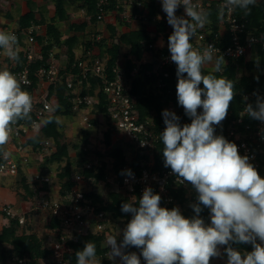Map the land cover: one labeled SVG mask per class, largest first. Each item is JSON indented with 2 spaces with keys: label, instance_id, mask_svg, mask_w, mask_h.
Instances as JSON below:
<instances>
[{
  "label": "built area",
  "instance_id": "2783aa9c",
  "mask_svg": "<svg viewBox=\"0 0 264 264\" xmlns=\"http://www.w3.org/2000/svg\"><path fill=\"white\" fill-rule=\"evenodd\" d=\"M110 1L100 0L98 22H105L109 17L119 15L121 20H117V23L140 24L141 26L137 29L147 31L151 37L157 35L155 29L158 28L161 16L167 22L161 0H156L160 13L155 16H151V0H117L116 10L108 11L106 7ZM193 3L206 11L211 6L210 2L204 0H193ZM234 12L226 10L225 19L220 23L217 31L212 28V22H210L203 29H199L192 40L196 48L202 49L209 44L213 45L223 55L226 65L236 63L242 57L247 61L256 55L258 58L256 48L264 50V32L259 34L248 32L246 24L240 22ZM176 14L177 16L185 15L183 5L178 8ZM118 26L119 23L117 28ZM168 27L166 34H171L173 28L169 24ZM40 29V25L35 23L27 28H20L0 20V31L14 32L17 36L19 52V61H12L0 49V70L8 69L16 74L18 79L22 80V88L33 97V109L30 113L32 120L19 121L13 126L11 139L4 146V152L10 155L5 159L2 154L0 179H17L21 182L22 172L27 176V169L35 165L34 160L38 156L43 157L47 150H55L52 139L41 140L38 148L29 143V140L41 137L44 126L40 125V121L58 111L57 92L61 85L66 88L73 111L81 115L83 123L88 127L93 126L91 113L95 106L100 104L98 93L105 95L108 102L107 113H97V123L104 122L107 124V129L100 130L99 146H103L107 130L113 128V145L120 144L121 141L120 145L125 150L124 164L116 168L112 159L113 166L105 162L107 167L103 171L102 162L97 161V147L93 143L96 139L90 135L88 142L81 143V150L87 152L88 156L85 164L73 172L72 179L75 185L71 190L63 194L60 189V192L56 194L49 187L47 190L42 189L37 192L39 186L50 185L53 179L52 172L42 175L39 169L31 174V187L36 190V194L35 203L32 202L31 205L29 203L28 209L24 204L19 206L14 200L0 201V235L13 223L17 225L18 231L23 233L31 222V212L38 211L46 214L48 222L57 221L60 227L50 230L57 239L46 246L51 251V255L39 259L36 264H71L67 255L73 252L72 245L77 243L81 236L89 233H104L106 237L111 235L109 227L112 215L109 211L101 210L93 199L88 197L96 192L92 189L96 175H104L107 182L114 185L115 189L111 192L121 193L130 200L132 197H136V200L140 199L145 188L151 187L155 194L161 196L160 206L168 209L181 208L176 198L181 188L186 191V198L189 199L190 205L197 202V193L189 182L179 183L170 167L164 166V157L160 150L162 143L160 134L166 127L163 116L161 124L157 123L154 116L143 118L138 109L137 97L132 94V85L136 79L151 80L155 88L159 90L165 88V80L170 77V69L177 68L171 62L168 42L164 39V34L160 33L157 40L145 43L146 52L142 60L137 62V67L129 74L125 69L126 64H122L119 59V63L112 69L113 77L110 78L107 67L110 56L108 54H104L103 57L94 56L89 50L86 56L72 65L57 63L50 53L44 64L32 71V67L43 60V46L37 40ZM111 38V34L108 37L100 33L95 40L111 48L113 44L120 42V39L114 42ZM204 69L211 70L212 65H205ZM242 71L247 72L245 69ZM32 75L36 81L32 79ZM91 78L100 80L103 86L97 89L95 95H83L84 86L91 87ZM256 93L264 97V90ZM243 99L244 106L237 115L230 110L221 125L215 126L216 134L223 135L228 141L235 143L239 154L247 155L249 162L254 165L261 178H264V123L242 115L247 103L255 105L256 96L253 93H247L243 95ZM51 109H55V112ZM165 109L174 112L180 118L181 126L191 123V118L174 103L166 105L163 111ZM201 110L198 109V111ZM90 129L85 128V131ZM157 155L162 158L161 166L157 163ZM110 169H115L113 174L109 171ZM88 170L93 172L92 176H86L85 172ZM128 170L131 171L132 176L127 175ZM110 174L113 177L112 181L109 180ZM109 197L110 192H107L103 197L104 203ZM18 264L34 263L19 260Z\"/></svg>",
  "mask_w": 264,
  "mask_h": 264
},
{
  "label": "clouds",
  "instance_id": "9594fccd",
  "mask_svg": "<svg viewBox=\"0 0 264 264\" xmlns=\"http://www.w3.org/2000/svg\"><path fill=\"white\" fill-rule=\"evenodd\" d=\"M161 3L167 23L173 28L168 50L171 62L177 66V102L191 118L190 124L181 126L174 112H162L166 125L160 134L164 166L170 167L179 183L192 185L198 202L191 205L195 215L186 218L179 207H161V196L151 187L145 188L138 207L136 197L122 205V211L132 218L123 229L119 245L115 235L107 236L111 248L108 258L114 261L119 257L120 264H141V256L145 264H210L211 258L221 256L219 246H227V264H264V178L247 155L239 154L235 143L216 134L215 126L226 119L236 95L234 82L217 75L226 65L217 48L209 44L201 49L192 43L198 30L210 23V14L193 0ZM257 3L224 0L218 17L223 18L225 10H240L248 16ZM181 5L185 15L177 16ZM0 49L9 60L19 61L14 32L0 31ZM205 65H212L211 71L205 72ZM253 95L255 105L247 103L242 115L264 123V97L255 92ZM32 109L33 97L22 88V80L8 69L0 70V148L11 139L13 126L31 119ZM53 120L60 123L50 115L40 125L47 126ZM3 155L7 159L10 153ZM127 175L132 176L130 170ZM203 208L209 209L210 224L200 216ZM232 243L251 244L253 250L241 253ZM128 247L140 249V255L125 252ZM75 255L76 264H101L91 241Z\"/></svg>",
  "mask_w": 264,
  "mask_h": 264
},
{
  "label": "trees",
  "instance_id": "16d2710c",
  "mask_svg": "<svg viewBox=\"0 0 264 264\" xmlns=\"http://www.w3.org/2000/svg\"><path fill=\"white\" fill-rule=\"evenodd\" d=\"M151 16H155L160 13L159 8L156 6V0H151ZM224 0H213L211 1V6L207 9L210 14V22H212V28L216 31L219 29V25L225 19V14L223 18L218 17V10L221 6V3ZM100 0H53V4L55 7V15L53 16V22L46 23V20H37L36 12L29 11L25 15H23L19 19V27L27 28L31 26L33 23L38 25H45V35L38 36V42L43 46V60L38 62L36 65L32 67V71L37 70L42 64H44L45 60L49 58L50 52L53 50L55 46L64 45L67 49L69 55V65H72L75 62V49H77L81 44V39L85 38V31L89 26V22L93 25L97 24V16L99 12V4ZM117 0H111L109 5L106 7L108 11L116 10ZM75 8L77 11H85L86 15L89 17V22L82 20L79 24L71 23L70 25V36L62 43V32L60 27H58V22H67L70 21L71 13L70 9ZM226 13V10H225ZM235 16L238 18L240 22L246 24L248 32H254L255 34H259L264 32V0H258V3L255 7L252 8L251 14L248 16H244L240 10H235ZM162 17V16H161ZM117 18L121 20V17L118 15ZM123 24V23H122ZM109 31L112 38L116 35V29L113 26H109ZM168 27V23L165 18H161L158 23V32L155 37H151L149 33L145 30H129L125 31L120 36V43H115L111 48H107L103 42H94L92 39L88 41H84L83 45L86 46V49L89 50L94 47H99L103 53L108 54L110 56V60L107 63L108 74L109 77L112 78V69L119 63L121 49L123 46L128 48L127 52V60H126V71L129 74L134 68L137 67V62L141 61L145 52V43H148L153 40L158 39V34H164V39L168 42V37L172 34H166ZM173 32V30H172ZM94 35V34H92ZM94 37V36H93ZM47 43L45 44V41ZM258 53L249 61L246 58H240L236 63H229L225 65L224 72L218 73L217 75H223L226 78L232 80L234 82V88L236 95L233 101L230 103L228 111L232 110L237 115L239 111L244 106L243 95L247 93H256L259 90H264V50L261 48H256ZM176 69H170V77L167 78L166 87L159 90L155 88L154 83L151 80L142 81L140 79H136L132 85V94L137 97L138 109L143 118L147 116H154L157 123L161 124L163 122L162 112L166 105L169 103H174L177 107L181 108L184 112L182 106L178 105L177 95H176V85H177V76ZM243 69L247 70L246 74H242L239 76V72ZM205 72L211 71L208 69H204ZM186 75V74H185ZM34 81H36L34 75L31 76ZM91 87L88 88L87 85L84 86L83 95L91 94L95 95L97 89L103 86L102 82L98 79H90ZM203 88V84L200 85ZM52 93H54L52 89ZM57 97L59 100L58 111L51 116L55 118H59V116H74L76 113L73 111V107L71 102H69V96L67 95V91L64 85H61L58 88ZM98 97L100 98V104H97L93 109V118L92 122L96 124L97 121V113H107L108 102L106 100L105 95L101 92L98 93ZM202 111V110H201ZM185 113V112H184ZM32 120V116L30 120H26L30 122ZM24 121V120H22ZM82 143L88 142L90 138L89 131H83ZM113 128H109L106 132V139L103 144V148L108 151V155L111 159L114 160L116 168L125 162V150L123 146L120 144L113 145ZM43 139H52L56 145L55 152L49 154V156L44 157V161L41 164L42 175H47L51 171L49 166L52 164H60L61 171L57 174L58 179L61 183V192L65 194L67 191L71 190L75 182L72 179V174L76 168L83 166L86 162V157L88 156L87 152L83 150H79L81 148V143L79 144H70L65 142V134L62 130L61 124H57L55 120L52 123L44 126L42 129V136L36 137L29 140V143L34 144L37 148L41 140ZM163 142L160 145L161 153L163 154ZM72 149L76 150L77 160H72L70 156V151ZM4 152L3 148H0V163L2 162V154ZM99 153H97V156ZM157 163L160 164L162 158L158 155L156 156ZM62 165V166H61ZM161 166V164H160ZM107 164L102 162L103 171L106 170ZM86 176H92L93 172L88 170L85 172ZM95 183H106V185H110L104 175H96ZM21 185L26 191L23 199L29 201L34 199L36 190L30 186L27 180V176L22 172V180ZM49 184H43L37 188V192L42 189H49ZM88 197H91L95 204L99 206L101 210L109 211L114 219L124 220L127 224L132 216L130 213H124L122 211V205L124 203L131 202L130 198L124 196L118 192H110V197L106 203L103 200V194L100 192H94ZM177 201L180 204V211L182 215L186 218H191L195 215L193 208L190 205V201L186 198V191L184 189H180L178 194L176 195ZM137 203L135 204L138 207L139 198H137ZM198 202V201H197ZM196 202V203H197ZM203 207V206H202ZM200 216L204 220H208L210 216L209 209L203 208V211L200 213ZM28 226L23 233L18 231V227L15 223L11 224L10 227L6 228L4 232L0 235V264L5 263L6 261L15 260V264H18L19 260H26L30 263L36 264L37 261L41 258L49 257L51 255V251L46 247L45 242L39 238V236L35 233L29 232ZM47 227L49 230L57 229L60 227V223L57 221L48 222ZM106 235L104 233H89L85 236H81L77 243L72 245L73 252L67 255V259L71 264H76V255L75 253L78 250H82L86 242H93L96 245L97 258L102 260L104 264H111V260L108 259V252L111 251L110 246H107L106 243ZM56 237H54L51 241H56ZM123 238L119 240L121 243ZM259 243V241H257ZM236 250L243 252L252 251L251 244H235L231 245ZM227 246H224L226 248ZM125 252H136L140 253V249L135 247H128L125 249ZM143 259V257H140ZM210 264H220V263H212Z\"/></svg>",
  "mask_w": 264,
  "mask_h": 264
},
{
  "label": "rangeland",
  "instance_id": "374dc122",
  "mask_svg": "<svg viewBox=\"0 0 264 264\" xmlns=\"http://www.w3.org/2000/svg\"><path fill=\"white\" fill-rule=\"evenodd\" d=\"M22 0H0V7L2 8H7L10 10L11 16L13 18V20L9 21L12 25H15L17 23L18 18L21 16L22 12L25 11H36L37 12V18L38 20H43V18L46 20V23H50L53 22V16L55 15V9H54V4H53V0H39L40 2H42V6H39V4L35 3V0H24V6L21 4ZM23 6V8H22ZM70 11L73 13V15H71L70 17V21L64 23V22H58L57 25L60 27V29L63 31L64 36L66 37V33L65 30H69V27L71 25V23H76L79 24L82 20H86L87 19V15H85L82 12H78L75 8H71ZM0 19L3 21H6L5 17L0 16ZM159 22V21H158ZM42 25V24H41ZM153 25H156V23H153ZM137 26V25H136ZM139 26H141L139 24ZM44 28H42V30L40 29L39 33H43V30L45 29V25H43ZM100 28V27H99ZM100 30H102V28H100ZM122 30V29H121ZM127 29L124 28L123 31H116V35L113 38L114 42H117L120 39V36L126 31ZM99 32L102 33L101 31H98V27L94 26L91 28L86 29L85 31V38H82L83 40L88 38H92L93 32ZM129 31V29L127 30ZM40 35V36H41ZM112 39V38H111ZM120 43V42H119ZM121 55H120V62L122 64L126 63L127 60V52H128V48L126 46H123L121 49ZM63 65H65L66 60H62ZM243 73H247L246 71H241L239 73V76H241ZM92 117H93V113H91ZM60 120V124L62 126V130L64 131L65 134V142L69 143L70 146L71 144H79L82 143V137H83V131L85 130V128H91L90 129V134L92 137H94V144L97 147V151L96 153H99V155L97 156V161L98 162H107L110 165H112L113 160L110 158V156L108 155V151H106L102 146H99V141H98V136L100 134V130H106L107 129V124H105L104 122H99L97 123V125H94V123L92 122L93 126H95L96 128L92 127H88L87 124L83 123L82 119H81V115L80 114H75L74 116H66V117H61L59 116L58 118ZM120 144H122V142L120 141ZM102 145V144H100ZM81 148H79L80 150ZM77 150V149H76ZM76 150L72 149L70 151V156L72 158V160L76 161L77 155H76ZM55 152V150L52 151H46V154L42 156H38L34 162L35 165H33L32 167H29V169H27V180L28 183L31 186V174L35 171H38L41 168V164L44 161V157L45 156H49V154ZM62 166V165H61ZM113 166V165H112ZM50 171L53 173V179L52 182L50 184L49 187H51V189L53 190V192H55L56 194L58 192H60L61 189V183L60 180L58 179L57 174L61 171V167L60 164H52L49 166ZM115 170V169H113ZM113 170L110 169L109 171L113 174ZM109 180L112 181L113 177H111V174L109 175ZM110 185H106V183H100V184H96L93 183L92 185V189L96 192H100L103 194V196H106L107 192H111V190L115 189L114 185H112L111 183H109ZM24 194H26V191L24 190V188L21 185V182L17 179H0V201H16L17 204H19V206L23 205L25 206V208H29V203L31 205V203H35V199H31L29 201H26L23 199ZM31 222L29 224V232L31 233H35L39 236V238L46 240L45 245L48 246V244L51 242V240L54 238V235L50 232V230L47 227L48 224V216H46V214L43 213H39L38 211H34L31 212ZM110 234L111 235H115L116 239H117V244L119 245V240L121 238H123V229L126 227V223L124 220L121 219H114L111 217L110 219ZM206 224H210V216L208 218V220H205ZM259 241V240H258ZM224 246H219V250L221 252V256L220 257H213L210 259V261L212 263H220V264H227V255L224 251ZM137 255L139 256L140 253H137ZM98 259V258H97ZM109 259V258H108ZM101 264H104V262L102 260ZM111 264H120V258L117 257L114 261L111 260ZM3 264H15V260L13 261H6ZM141 264H145L144 260L141 259Z\"/></svg>",
  "mask_w": 264,
  "mask_h": 264
},
{
  "label": "crops",
  "instance_id": "0c3cea01",
  "mask_svg": "<svg viewBox=\"0 0 264 264\" xmlns=\"http://www.w3.org/2000/svg\"><path fill=\"white\" fill-rule=\"evenodd\" d=\"M41 1V0H40ZM39 0H35V3H37V4H39V6H42V2H40ZM204 1H206V2H210L211 3V1H213V0H204ZM21 2V1H20ZM224 2V1H223ZM24 0H22V2H21V4L24 6ZM23 6H22V8H23ZM54 6V5H53ZM54 9H55V7H54ZM55 11V10H54ZM27 12H29V11H25V12H22L21 13V16L18 18V20H17V23L15 24V25H12L9 21H11V20H13V18H12V16H11V13H10V10L9 9H7V8H2V7H0V16H3V17H5L6 19V21L5 22H7V23H9L10 24V26H13V27H19V19L23 16V15H25ZM34 12H36V11H34ZM78 12H82V13H84L85 15H86V12L85 11H79L78 10ZM70 13H71V15H73V13L70 11ZM36 18H37V12H36ZM160 19H161V17H160ZM1 20V19H0ZM37 20H38V18H37ZM89 17L87 16V19L85 20V21H87V22H89ZM117 20H118V18H117V16L116 15H114V16H111V17H109L105 22H97V24H95V25H93V24H91L90 22H89V26H88V28H91V27H94V26H97L98 27V31H101L102 32V34L103 35H105V36H108L109 37V34H110V31H109V26L111 25V26H113V27H115V29L117 30V31H123L124 30V28L125 29H129V30H138L137 28L139 27V25H132V24H122V23H120V22H118L119 23V26H118V28H117V25H118V23H117ZM3 21V20H2ZM68 22V21H67ZM64 23H66V22H64ZM59 27V26H58ZM102 28V30H100V28ZM40 28H41V30H42V28H44L43 27V25H40ZM87 28V29H88ZM122 29V30H121ZM64 31V30H63ZM63 31L61 30V32H62V39H61V41H62V43H64V41L70 36V27H69V30H65V33H66V37L64 36V34H63ZM158 32V28L157 29H155V33H157ZM92 34H94L93 36H92V38H88L87 37V39H85V40H83V39H81V44L82 45H80L77 49H75V61H77V60H79L80 58H82V57H84V56H86L87 55V52H88V50L86 49V46L85 45H83V42L84 41H88V40H93L94 42L96 41L95 39H96V37L98 36V34H100L99 32H93ZM92 34H90V35H92ZM41 35V33H39V36ZM43 35H45V29L43 30V33H42V35L41 36H43ZM46 40V39H45ZM97 42V41H96ZM47 43V40L45 41V44ZM89 51H92L93 52V54H94V56H96V55H98L99 57H103V53H102V51H101V49L99 48V47H94V48H91V49H89ZM122 52V51H121ZM51 54H52V58H54L55 59V61L57 62V63H59V64H62V60H66V64L65 65H67V64H70L69 63V55H68V52H67V49H66V47L64 46V45H60V46H55L54 48H53V50L50 52ZM104 54H106V53H104Z\"/></svg>",
  "mask_w": 264,
  "mask_h": 264
}]
</instances>
